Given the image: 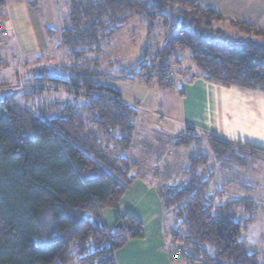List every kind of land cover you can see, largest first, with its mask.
<instances>
[{
  "label": "trees",
  "instance_id": "obj_1",
  "mask_svg": "<svg viewBox=\"0 0 264 264\" xmlns=\"http://www.w3.org/2000/svg\"><path fill=\"white\" fill-rule=\"evenodd\" d=\"M36 2L30 0L31 6ZM6 4L0 0V22ZM135 15L146 18L150 28L159 21L168 31L157 52L151 56L144 47L143 57L123 76L171 88L175 83L167 78L169 67L178 64L185 73L180 56L186 54L195 67L187 81L201 77L264 92V27L225 17L199 0H69L58 46L73 58L78 52L98 54ZM172 16L177 22L170 21ZM224 21L248 39L216 41L214 36L223 32L214 23ZM74 62L58 66L68 80L46 82L54 86L51 90L65 84L87 93L67 89L45 103L34 95L42 85L24 88L23 102L14 93L0 94V264H117L115 252L129 239L144 236L143 223L131 214L116 215L111 228L102 217V210L116 207L135 177L127 154L137 109L115 89L97 84L100 72L88 67L85 58ZM204 137L212 149L228 146ZM200 138L192 128L174 138L173 145L194 150L182 182L156 189L162 209L182 229V234L170 231L172 251L180 246L186 264H264L240 239L252 215L241 222L230 212L242 200L222 203L208 196L210 154L196 141Z\"/></svg>",
  "mask_w": 264,
  "mask_h": 264
},
{
  "label": "crops",
  "instance_id": "obj_2",
  "mask_svg": "<svg viewBox=\"0 0 264 264\" xmlns=\"http://www.w3.org/2000/svg\"><path fill=\"white\" fill-rule=\"evenodd\" d=\"M199 1L222 15H230L264 27V0ZM33 8L30 0H7L4 23L12 28L14 35L8 38L4 51L22 49L25 54L32 56L38 48L43 47L42 38L38 42L34 29L29 31L30 27L38 24ZM194 73L190 71V76ZM182 77L179 75L174 82H178L179 88H182V95L176 90L148 85L155 86V99L147 106L140 103L143 108L137 112L135 137L138 140H149L153 147L162 143L161 150L169 155L174 138L184 133L186 128L216 137L228 146L217 156L209 143L208 147L206 142L202 144L210 154V181H219L217 185L225 184L238 190L244 186L254 188L261 195L264 187V92L239 86L225 87L207 82L201 77H195L191 81ZM159 115L162 119H159ZM135 142L136 145L128 153L133 159L135 178L115 208L102 210V217L111 228L116 215L131 214L143 223L144 236L129 239L118 249L115 252L116 263L186 264L182 256L172 257L173 244L164 229V216L167 212L162 209L156 194L158 186L180 184L183 177L178 175L176 178L168 174L162 176L163 171H159L155 165L156 152L150 150L146 154L144 148L137 147L140 141ZM140 158L151 160L150 165L145 163L143 166ZM186 164L187 160L183 167ZM137 165L142 167L138 170ZM171 222L173 224L174 221Z\"/></svg>",
  "mask_w": 264,
  "mask_h": 264
},
{
  "label": "rangeland",
  "instance_id": "obj_3",
  "mask_svg": "<svg viewBox=\"0 0 264 264\" xmlns=\"http://www.w3.org/2000/svg\"><path fill=\"white\" fill-rule=\"evenodd\" d=\"M36 1V7H34L33 9L35 10L34 14L37 18L38 24L33 28H29L30 32L34 29L33 31L36 34V37H38V42L39 39L41 40V38L43 40V47L38 48L37 51L35 50L36 54H32V56L30 54H25L22 49L15 50L13 52H7V50L4 51L3 49H5L7 41H9L8 38L14 34L12 28L8 27L4 23V19L2 21L4 33L2 35V42L0 44V52H2V60L0 62L1 95L11 92L14 93V97L16 99L23 102V99H25V96H27L26 94H24V88H28V86L31 87L32 85L43 86L42 89H38V91H40L39 93L34 94L35 97H37V99L35 100H39V102L42 101V103L53 99L54 96L62 97V91H67V89H69V91L71 92L77 91V93L81 94L87 93V91H84L82 88H75L73 86H67L65 84L58 85L57 90H51V88L54 86L48 85L50 83L49 81L46 82L48 78H66L65 80H68V73L63 70V66L61 68L58 66L60 64H63L65 66L73 62V60H75L74 63L77 64V61H80L81 59L84 60L85 58V64L88 65V67L96 68L98 72H100V74L95 77V82L97 84L109 86L118 91L121 100H125L124 103H127L128 106L137 109L138 113L142 111L143 108L140 104L141 102L144 106H147V104L149 105V102H152L155 99V86H148L137 78H129L123 76L121 72L128 70L143 57L144 47H148L151 56L157 52L168 31V28L163 26L161 22L154 21L152 28H150L148 26L146 18H143L140 15H135L129 22L124 24L121 28L116 30L109 37L107 42L103 44L100 53L95 54L94 52H78V50L82 49L81 47H79L77 48L78 57L73 58L71 55L68 54L66 47L58 46L59 33L60 29L62 28V23H67L64 18L66 17L69 0ZM223 16L228 18L239 19L230 15ZM173 19H175V22H177L178 18H174V16L170 17V21H173ZM213 27L214 29H221L223 32L218 36H214V39L218 42L239 43L243 40L248 39L247 34L236 31L235 28H233L226 21L216 22L214 23ZM80 53H82L81 57L79 56ZM33 55L35 56L33 57ZM180 60L181 67L182 69H185V73H182L181 70H179L178 64H171L168 73L171 70L173 71V77L170 78V81L172 80L173 83L175 82V80L178 79L179 75L183 76L182 78H185L187 75H190V71L193 72L195 70L194 64L188 60L186 54L181 55ZM34 75L43 78V83L39 84L34 82L36 80L34 78ZM18 80L20 81L17 83L16 81ZM178 89L182 90V88H179L178 82H176L173 87L168 88L167 90L178 91ZM38 95H40V98L38 97ZM142 98H144V100ZM25 104L29 106L28 101H26ZM134 104L140 105L141 108L135 107ZM160 117L161 116L159 115V119H162ZM197 133L200 135L201 140L197 139L196 141H200L201 144H204L203 140L205 138V134L203 135L199 132ZM133 138L137 142L140 141L137 147L144 148V152L146 154L147 151L150 150L156 152L155 154L157 156V163L155 165H157L156 168L159 171H163L161 174L162 176L164 174H168L171 177L178 178V175H180L181 177L184 168L183 165L186 160H188V158L190 157L189 155L194 150H191L186 147L175 146L172 144L170 145L171 153L169 155L167 154L168 152L161 150L162 148L160 145L162 143H158L160 144L159 146L155 145L153 147L147 139L138 140V138L135 137V133ZM135 141L132 142V146L136 145ZM132 148L133 147H131V149ZM213 150L215 152L223 151V149L219 146H214ZM223 155L225 156V153H223ZM127 159L130 162V165H134L132 157L128 156V154ZM140 159L143 161V166L145 163H147L148 166L151 163V160L146 161L148 160V158ZM137 161L138 163L140 162L138 158ZM137 166L138 170L139 167H142L141 165ZM216 171L217 169H215L214 171L215 174ZM134 172L135 170L133 169L131 173L134 174ZM137 172L138 171L136 170V174H138ZM153 172L155 173L156 169H154ZM217 182L215 183L213 181L212 183V181H210L208 187V196H213L216 202L222 203L231 200H242V202H239L238 204L236 203L237 205H235V207L230 210V212L234 214V218L240 220L241 222L245 218H248L250 215H252V219L249 220L246 225L242 227L240 239L246 241L248 250L257 252L259 257L264 259V187H262L263 193L260 195L259 191L254 188L251 189L245 186L243 188V186H241L243 189L238 190V188L229 187V185L225 184L217 185ZM253 190L256 191L258 195H255V192ZM249 200H253L252 204L248 202ZM171 221H174V219L171 216V213H167L164 216L165 231L170 234V231L176 230L178 234H182V229L180 226H178V222L176 221L177 223L174 224V221L172 224ZM249 238H251L254 243H248Z\"/></svg>",
  "mask_w": 264,
  "mask_h": 264
},
{
  "label": "built area",
  "instance_id": "obj_4",
  "mask_svg": "<svg viewBox=\"0 0 264 264\" xmlns=\"http://www.w3.org/2000/svg\"><path fill=\"white\" fill-rule=\"evenodd\" d=\"M4 33V28H3V25H2V22H0V44L2 42V35ZM2 52H0V62L2 60ZM173 71L171 70L168 74H167V78H172L173 76ZM135 107H138V108H141L140 105H137V104H134ZM180 251H181V248L180 246L176 247L173 249L172 251V256L175 258V257H178V255L180 254Z\"/></svg>",
  "mask_w": 264,
  "mask_h": 264
},
{
  "label": "clouds",
  "instance_id": "obj_5",
  "mask_svg": "<svg viewBox=\"0 0 264 264\" xmlns=\"http://www.w3.org/2000/svg\"><path fill=\"white\" fill-rule=\"evenodd\" d=\"M248 243H254V241L251 238H249Z\"/></svg>",
  "mask_w": 264,
  "mask_h": 264
}]
</instances>
